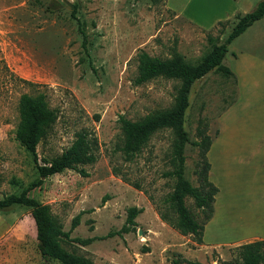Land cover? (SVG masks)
<instances>
[{
	"label": "rangeland",
	"instance_id": "374dc122",
	"mask_svg": "<svg viewBox=\"0 0 264 264\" xmlns=\"http://www.w3.org/2000/svg\"><path fill=\"white\" fill-rule=\"evenodd\" d=\"M258 1L249 0V11ZM76 19L86 35L85 47ZM230 28L224 27L222 35L217 29L208 33L167 9L165 0H0V199L26 192L48 206L69 233L60 241L62 248L93 264H235V248L244 242L210 244L260 232L264 223V18L249 27L248 40L243 35L229 46L249 53V87H243L245 103L238 111V126L249 127V174L218 178V215L201 245L159 216L160 211L170 214L165 200L175 182L165 175L173 169L172 131L155 132L126 159L118 123L119 117L139 121L170 109L180 85L164 77L136 85L140 53L166 60L176 52L196 63L209 50L208 34L222 42ZM229 52L223 65L231 62ZM252 58L261 68L250 67ZM24 94H43L55 112L36 147V163L15 139ZM236 95L233 79L222 72L211 71L191 87L183 122L189 140L184 177L194 187L201 180L194 143L202 134L217 136L218 118ZM79 134L86 136L95 157L78 167L87 176L65 170L41 178L37 166L67 150ZM232 201L246 204L249 212L235 216ZM185 205L201 222L193 199L186 197ZM132 207L141 210L133 226L126 222ZM0 264H60L40 254L31 207L0 211Z\"/></svg>",
	"mask_w": 264,
	"mask_h": 264
},
{
	"label": "trees",
	"instance_id": "16d2710c",
	"mask_svg": "<svg viewBox=\"0 0 264 264\" xmlns=\"http://www.w3.org/2000/svg\"><path fill=\"white\" fill-rule=\"evenodd\" d=\"M158 1V0H154ZM164 1V0H163ZM75 10L71 17H75ZM264 17V0L259 1L249 13L236 14L232 20L217 22L213 29L206 31L210 33L217 29L218 35L223 34V28L231 24L229 33L221 42L218 36L208 34L207 41L209 50L196 63L187 62L184 57L176 52L166 60L150 57L146 53L138 55V75L134 80L136 85L148 82L156 77L175 79L180 82L174 99L173 106L153 115L144 117L139 121H130L119 117L118 123L123 135L121 151L126 159L134 157L146 144L149 138L157 131L170 129L174 135L172 142V164L173 169L165 175L173 177L174 187L165 200L169 213L159 212L162 220L168 222L183 236L190 235L196 244H202V236L205 224L213 215V203L218 192L208 180L209 163L206 153L211 144V138L201 135V139L194 145L199 148L201 171L200 185L192 186L184 177V147L188 143V134L184 130V113L188 108V96L195 81L203 78L207 73L222 72L231 77L236 85L235 76L223 65L227 47L234 39L240 36L253 23ZM78 31L82 37V45L85 47L86 35L81 23L76 19ZM55 120V112L50 109L43 94L31 96L24 94L19 100V123L15 132V139L31 154L36 163V147L47 133L48 128ZM217 134V133H216ZM215 134V135H216ZM95 157L89 152V141L86 136L79 134L71 146L49 163L37 166L41 178H46L65 170H74L81 176L87 174L78 167L85 163H92ZM193 199L196 208L202 214V221H197L185 205V198ZM13 205H24L31 207V217L36 229V240L40 254L48 259L55 260L60 264H93L91 260L65 251L60 241L68 238L69 233L63 232L61 225L50 214L46 205H40L35 200L28 198L26 192L18 196L10 195L0 199V211L6 210ZM141 212L137 208H129L127 224L133 226L134 218ZM79 220L75 216L71 222V229ZM79 241L87 243V241ZM238 261L235 264H264V241L239 245L235 248ZM175 264H179L175 262Z\"/></svg>",
	"mask_w": 264,
	"mask_h": 264
},
{
	"label": "crops",
	"instance_id": "0c3cea01",
	"mask_svg": "<svg viewBox=\"0 0 264 264\" xmlns=\"http://www.w3.org/2000/svg\"><path fill=\"white\" fill-rule=\"evenodd\" d=\"M165 6L178 17L204 31H209V28L217 22L232 20L238 13H249L255 7H252L249 11V0H165ZM243 35H247V40L249 39V27L236 39L243 37ZM229 46L227 47V53L231 52L232 57L230 61L232 65L230 62V64L228 63L224 66L235 76L237 95L233 104L219 116L217 136L211 139V144L206 153V159L209 163L208 180L217 187L218 192L214 198L213 215L204 226L202 238H204V233L209 230L210 225L214 223L218 215L220 206L219 197L221 194V189L217 182L218 178H223L224 174L236 176H242L244 173L249 174V127L238 126L242 120V116L238 114L241 108L239 105L241 104L242 106L245 103V89L243 87H249V53L232 51ZM257 61L258 59L252 58V66L250 67L261 68L260 65L263 64ZM247 121L248 114L246 113L245 121L242 124H246ZM237 197L235 196V198ZM233 203L232 201L231 206L235 205L234 207H236L235 212H233V214H236L235 216L243 217L249 212L248 208H244L246 204H241L240 202ZM234 238L236 239L234 240ZM234 238L221 243L213 242L210 245L219 246L233 242L249 243L256 240L264 241V223L261 225L260 232L239 233Z\"/></svg>",
	"mask_w": 264,
	"mask_h": 264
},
{
	"label": "bare ground",
	"instance_id": "6f19581e",
	"mask_svg": "<svg viewBox=\"0 0 264 264\" xmlns=\"http://www.w3.org/2000/svg\"><path fill=\"white\" fill-rule=\"evenodd\" d=\"M216 148H217V147H216ZM216 148H215V149H216ZM218 149H219V148H218ZM257 219H259V218H257ZM225 220H226V218H225ZM241 226H242V225H241ZM236 227H237V226H236Z\"/></svg>",
	"mask_w": 264,
	"mask_h": 264
}]
</instances>
